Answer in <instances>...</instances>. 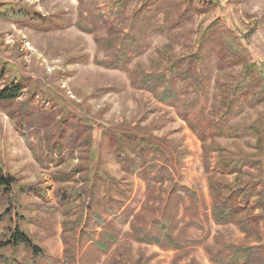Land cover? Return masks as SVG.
<instances>
[{"label":"rangeland","instance_id":"374dc122","mask_svg":"<svg viewBox=\"0 0 264 264\" xmlns=\"http://www.w3.org/2000/svg\"><path fill=\"white\" fill-rule=\"evenodd\" d=\"M12 6L45 20L49 28L13 20L4 14ZM214 23L238 40L251 63L264 74V0H0V63H8L29 82L17 104L27 102L44 110L46 119L58 115L59 107L66 105L71 111L69 119L79 115L93 121L96 141L104 131L132 133L151 141L161 154L155 162L164 170L148 186L147 176H138L105 152L106 170L115 178L119 191H126L124 202L116 207L123 219L116 222L107 216L112 224L104 235L116 236L109 252L84 241L72 264H220L213 257L227 258L230 246L259 247L264 261V212L257 194L262 190L264 201V155L257 156V139L249 132L250 126L258 125L264 134V103L251 107L238 102L239 114L223 122L240 130V138L216 134L219 128L213 123H218L225 111L222 97L243 73L240 67H228L218 76L219 48L210 42L200 49L201 35ZM130 51H136L137 56L130 57ZM196 53L202 57L198 71L209 80L205 95L160 103L156 94L132 84L135 71L159 74L165 71L159 65L162 58ZM100 63L117 68L106 69ZM44 95L51 103L42 98ZM203 96L206 110L201 121L212 122L213 128L206 130L200 123L196 134L178 109L183 99L200 100ZM101 137L106 141L105 135ZM32 139L37 142L35 135ZM258 160L263 164L260 170L255 166ZM224 162L243 167L241 177L221 176L218 163ZM71 164L66 168L78 162ZM0 166L18 179V189L45 190L44 198L34 193L26 198L17 190L11 202L15 207V202L23 201L32 215L34 224L28 230L44 249L43 256L33 263L64 264V219L55 197L59 186L52 179L58 169L37 163L36 155L1 108ZM212 184L222 186L225 196L238 191L240 184L255 191L248 200L255 209L251 239L237 225L215 223ZM182 187L194 191L199 202L182 197ZM76 218L80 215L71 216L72 221ZM160 223L178 249L137 241L138 236H160ZM31 257L23 250L8 251L0 264H13L14 259L17 264H31Z\"/></svg>","mask_w":264,"mask_h":264},{"label":"trees","instance_id":"16d2710c","mask_svg":"<svg viewBox=\"0 0 264 264\" xmlns=\"http://www.w3.org/2000/svg\"><path fill=\"white\" fill-rule=\"evenodd\" d=\"M4 14L13 20L23 19L38 27L49 28L45 20L31 17L18 6H12ZM210 42L219 48L216 60L218 76L228 67L242 69L243 75L228 90V95L224 94L222 97L225 107L224 116L218 123H213L216 129L219 128L216 131L218 136L240 138V130L230 129L223 122H230L239 114L238 102H247V105L251 107L264 103V74L255 64L251 63L248 51L236 38L230 37L229 33L218 23L210 25L203 32L199 41L200 49H205ZM137 54L135 51L130 57L137 56ZM168 57L162 58L164 62L159 63L164 68V72L149 74L135 71L131 77L132 84L156 94L160 103L178 102L181 96L189 98L195 95H205L209 80L202 77L198 71V64L202 61L201 54L196 53L182 58ZM100 65L106 69L117 68L108 63H100ZM120 70L128 72L125 67H121ZM0 83L3 85L0 89V108L8 114L15 129L36 155L37 163L42 167L49 164L58 169L52 179L59 186L55 197L62 211V219H64L61 237L65 246L64 264H72L75 261V256L81 252L84 241L96 250L109 252L110 245L116 242V236L108 238L104 235L106 229L111 228L112 224L107 221V216L112 217L116 222L122 221L123 214H120L116 207L118 203L124 202L126 191H119L115 178L106 170L105 152L118 164L130 166L138 176H147L149 186L153 184L151 182L153 177L164 170V167L157 166L155 162V159L161 155L158 147L151 141L139 138L132 133L112 131L103 132L102 135L106 136V141L101 137L102 135L96 141L93 121L79 115H73L72 119H69L71 111L66 105L59 107L58 115L46 119L42 116L44 110L31 107L27 102L17 104L29 87V82L15 73L8 63H0ZM205 97L186 102L183 99L178 109L182 119L196 134H198L197 126L200 123L206 130L213 128L210 124L212 122L201 121L206 110ZM42 98L46 99L45 95ZM46 100L51 103L49 99ZM15 107L19 109L15 110ZM249 132L257 139L256 148L260 152L257 156L264 155V134L261 127L252 125L249 127ZM32 135L37 137V142L33 141ZM104 145H106L105 149L102 148ZM74 161L78 164L72 168H66ZM251 164L253 166V163ZM262 165L261 160L255 163L258 170ZM239 168L230 167L226 162L224 165L218 163L221 176L236 174L239 179L243 173V167ZM17 182L18 179L5 173L0 166V203H3L0 205L3 209L0 212V262L6 258L8 251L18 253L23 250L32 256L28 263L35 264L33 261L43 256L44 249L34 241L33 235L28 230V226L34 224L29 207L24 205L23 201L15 202L17 205L12 207L11 202L17 190L20 194H25L26 198L33 193L44 198L45 190L39 187L18 189ZM240 186L238 191H232L225 196L222 194V186L211 185V192L214 196L212 216L217 225H237L246 233V237L251 239L255 234L254 221H252L255 209L248 200L255 191L247 188V184L245 186L240 184ZM179 193L194 203L199 202L196 193L189 188L182 187ZM257 194L259 200H262L261 206L264 212L262 190L257 191ZM78 214L80 218L72 221L71 216ZM246 217L247 219H244ZM160 224L159 230L162 232L160 236H138L137 241L148 245L178 249L176 241L165 232V225ZM258 227L259 224L256 225V233H259ZM103 238L104 240H100ZM199 244H203V241ZM258 248L230 246L227 258L216 257L219 259H215L213 257V259L220 264H264ZM13 264H17L16 259L13 260Z\"/></svg>","mask_w":264,"mask_h":264}]
</instances>
